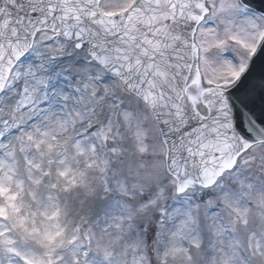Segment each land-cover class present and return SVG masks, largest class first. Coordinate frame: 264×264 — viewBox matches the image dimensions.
I'll list each match as a JSON object with an SVG mask.
<instances>
[{
	"label": "rangeland",
	"instance_id": "374dc122",
	"mask_svg": "<svg viewBox=\"0 0 264 264\" xmlns=\"http://www.w3.org/2000/svg\"><path fill=\"white\" fill-rule=\"evenodd\" d=\"M209 5L200 64L207 82L226 84L264 19L236 0ZM1 114L0 264H264V144L213 188L178 195L147 107L86 46L50 32L14 66ZM57 132L71 134L64 148Z\"/></svg>",
	"mask_w": 264,
	"mask_h": 264
},
{
	"label": "water",
	"instance_id": "95a60500",
	"mask_svg": "<svg viewBox=\"0 0 264 264\" xmlns=\"http://www.w3.org/2000/svg\"><path fill=\"white\" fill-rule=\"evenodd\" d=\"M101 0H0V92L13 65L48 30L88 52L152 110L177 193L213 186L264 142V40L244 75L208 86L195 33L208 0H136L111 17ZM264 15V0H239Z\"/></svg>",
	"mask_w": 264,
	"mask_h": 264
},
{
	"label": "bare ground",
	"instance_id": "6f19581e",
	"mask_svg": "<svg viewBox=\"0 0 264 264\" xmlns=\"http://www.w3.org/2000/svg\"><path fill=\"white\" fill-rule=\"evenodd\" d=\"M15 97H16V99H18L19 102H23V103H26L28 101V99H29V97L27 95H24V94H21V93H18ZM4 120H5V118L1 114L0 115V121L4 122ZM78 131L80 132L82 130H78ZM57 134H58V132H57ZM58 135L61 138H63V140H61L58 145L61 146L62 148H64L65 143L68 142V140L71 138V134L62 133V135H60V134H58Z\"/></svg>",
	"mask_w": 264,
	"mask_h": 264
}]
</instances>
